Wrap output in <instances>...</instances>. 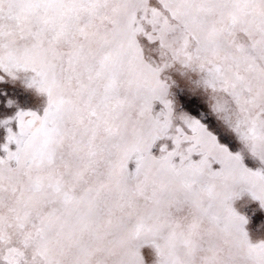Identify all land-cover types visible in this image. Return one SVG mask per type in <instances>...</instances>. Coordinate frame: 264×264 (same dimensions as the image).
I'll list each match as a JSON object with an SVG mask.
<instances>
[{"label":"snow or ice","instance_id":"obj_1","mask_svg":"<svg viewBox=\"0 0 264 264\" xmlns=\"http://www.w3.org/2000/svg\"><path fill=\"white\" fill-rule=\"evenodd\" d=\"M17 83L0 264H264V0H0Z\"/></svg>","mask_w":264,"mask_h":264},{"label":"rangeland","instance_id":"obj_2","mask_svg":"<svg viewBox=\"0 0 264 264\" xmlns=\"http://www.w3.org/2000/svg\"><path fill=\"white\" fill-rule=\"evenodd\" d=\"M2 92H9V95L15 93L14 98L19 101L22 110L34 109L35 105L31 102L37 98V93L33 89H26L22 84L17 83L0 85V98ZM44 100L43 97L40 98ZM3 139V132L0 130V140ZM235 207L238 212L245 215L249 223L245 226L250 239L253 242L264 240V209H261L259 202L253 201L251 203L237 202Z\"/></svg>","mask_w":264,"mask_h":264}]
</instances>
